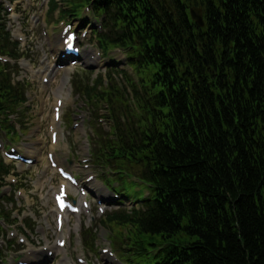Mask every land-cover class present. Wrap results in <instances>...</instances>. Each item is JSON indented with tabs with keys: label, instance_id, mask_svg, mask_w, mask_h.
<instances>
[{
	"label": "trees",
	"instance_id": "trees-1",
	"mask_svg": "<svg viewBox=\"0 0 264 264\" xmlns=\"http://www.w3.org/2000/svg\"><path fill=\"white\" fill-rule=\"evenodd\" d=\"M206 3L211 10L210 13L207 9L208 19H215H209L212 28L218 27L210 31L207 39L210 50L207 46L205 56L211 68L207 70L201 58L196 59L187 69V75L192 73L191 78L196 79V74L199 77L201 74L203 82L210 81V76L218 80L223 77L229 82V73L241 76L251 70V75L260 78L264 89L261 61V55H264V29L261 28H264V0H206ZM219 7L226 10L224 14L220 13ZM173 26L176 30L159 25L161 37L166 41V35L170 34L185 45L193 41L186 46L195 52L194 41L198 33L194 31L191 37L186 30H179L175 23ZM228 84L232 85L231 82ZM198 89L203 96L209 95L203 85ZM216 128V125L211 126L209 133L203 127L199 134L193 131L190 143L186 142L176 157L182 164L183 180H187L191 184L189 188L193 189L188 205H194L198 228L204 232L202 254L194 264H264V219L258 216L253 205V194L264 186V168L257 158L243 156L236 159L234 149L224 155L225 146L209 140ZM230 159L234 160L236 168L229 167ZM226 187L242 190L239 198L242 226L238 230L235 224L225 223L226 213L216 202L218 193ZM200 200L206 204L201 210Z\"/></svg>",
	"mask_w": 264,
	"mask_h": 264
},
{
	"label": "snow or ice",
	"instance_id": "snow-or-ice-1",
	"mask_svg": "<svg viewBox=\"0 0 264 264\" xmlns=\"http://www.w3.org/2000/svg\"><path fill=\"white\" fill-rule=\"evenodd\" d=\"M69 47H71V44L69 43Z\"/></svg>",
	"mask_w": 264,
	"mask_h": 264
}]
</instances>
